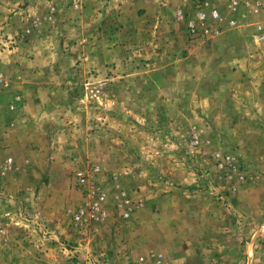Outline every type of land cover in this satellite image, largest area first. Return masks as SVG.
I'll return each instance as SVG.
<instances>
[{
  "label": "rangeland",
  "instance_id": "374dc122",
  "mask_svg": "<svg viewBox=\"0 0 264 264\" xmlns=\"http://www.w3.org/2000/svg\"><path fill=\"white\" fill-rule=\"evenodd\" d=\"M139 257L264 264V0H0V264Z\"/></svg>",
  "mask_w": 264,
  "mask_h": 264
},
{
  "label": "built area",
  "instance_id": "2783aa9c",
  "mask_svg": "<svg viewBox=\"0 0 264 264\" xmlns=\"http://www.w3.org/2000/svg\"><path fill=\"white\" fill-rule=\"evenodd\" d=\"M237 4H238L237 2L233 3L234 9L237 6ZM219 16H220V13H219V11L217 9H209V11H206L205 9L199 10L198 13H197L196 21L192 22L190 24V32L193 35H196L199 32L209 33L210 30L208 29V22L210 20H212V21H214L216 23H219L220 19H221V17H219ZM229 24L233 25V24H235V22L231 21ZM99 170H100L99 168H96L94 170V172L98 173ZM79 175H80V177L82 179L85 178V174L83 172H81ZM95 193L98 194L97 195L98 201H96V204L91 206V208L81 207V208L77 209L76 212L73 215V218L75 220L74 222L83 223V221H87L90 217H93L95 215L94 212L96 210H98V204L104 200V196H103L102 190H98ZM135 264H149V263L147 262L145 257H139L136 260Z\"/></svg>",
  "mask_w": 264,
  "mask_h": 264
}]
</instances>
